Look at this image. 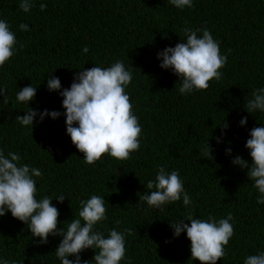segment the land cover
<instances>
[{
    "label": "trees",
    "instance_id": "obj_1",
    "mask_svg": "<svg viewBox=\"0 0 264 264\" xmlns=\"http://www.w3.org/2000/svg\"><path fill=\"white\" fill-rule=\"evenodd\" d=\"M20 2L0 0V20L7 21L17 39L15 55L0 68V88L7 98L5 103L0 95V150L6 156L19 153L22 164L42 171V178H34L36 198L53 199L60 213L58 228L79 218L82 200L99 195L108 219L95 230L105 238L113 228L132 231L125 235L126 255L120 264H200L191 260L186 232L175 237L170 226L189 214L217 221L232 214L234 235L217 264H244L247 256L264 252V204L256 202L259 193L248 169L232 163L236 156L251 163L246 141L253 127H264V112L245 109L251 93L264 88V0H193L194 7L183 10L169 0H34L28 13ZM22 23L30 30L21 31ZM185 27L207 28L227 62L222 78L210 81L206 91L181 95L182 81L171 69L161 68L157 57L186 42ZM117 61L132 72L125 91L142 129L140 148L130 160L105 155L89 165L67 134L60 91L70 88L80 71ZM50 76L60 79L59 91H49ZM30 85L37 88L34 99L28 105L18 102V91ZM28 108L38 113L33 129L16 120ZM44 110L61 115L41 121ZM207 141L213 159L204 156ZM161 166L169 173L179 171L192 200L189 206L181 198L159 210L139 200L155 190L146 185ZM60 195L66 197L63 203L56 200ZM61 240L49 236L42 244L10 211L0 217V261L61 264L55 254ZM80 255L81 264H94V249Z\"/></svg>",
    "mask_w": 264,
    "mask_h": 264
},
{
    "label": "clouds",
    "instance_id": "obj_2",
    "mask_svg": "<svg viewBox=\"0 0 264 264\" xmlns=\"http://www.w3.org/2000/svg\"><path fill=\"white\" fill-rule=\"evenodd\" d=\"M173 6L183 10L192 8L193 0H169ZM34 7V0H21L19 8L28 13ZM40 10L47 8L46 4L39 5ZM21 31H29L27 24H20ZM186 42H180L175 47H167L158 53L162 60L160 67L171 69L179 77L182 84L179 88L181 95L195 91H206L210 81H219L222 78L220 71L227 62V56L221 55L220 43L216 41L210 31L205 29H182ZM202 32V36L197 33ZM17 39L6 20H0V68L15 55ZM89 48L85 46L83 52ZM132 81V72L126 69L123 61H117L110 67L94 66L80 71L74 78L70 88L60 91L63 97L62 105L66 112V131L72 144L83 153L84 161L95 164L103 156L109 155L118 161L130 160L132 153L140 148L142 133L138 117L133 113L130 96L126 87ZM49 91H59L61 81L58 77L50 76L47 81ZM37 88L32 85L18 91V102L28 105L36 96ZM6 89L0 88V95ZM245 109L253 114L264 112V88L255 89ZM5 96V95H4ZM7 98L5 96V103ZM37 111L28 108L26 115L16 116L22 126L33 129ZM61 115L58 111L44 110L39 113L40 120L45 116L56 119ZM247 117L240 120L243 126ZM75 125V126H74ZM223 128H227L224 123ZM219 142V140H218ZM245 147L250 150L251 163L236 156L232 163L242 169H248L247 175L258 190L256 198L258 204H264V127H253L250 138ZM213 149L206 142L204 156L213 159ZM230 149L226 153L230 154ZM19 153L8 152L7 156L0 150V217L11 212L13 218L27 225L32 237L39 238V242L46 244L49 236H61L62 240L55 250L61 264H81V253L87 249H94V264H120L125 259V235H131V229L119 232L110 229L107 238L103 232L96 231V225L108 219L105 199L99 195H92L89 199L80 202L79 218L66 221L64 228H58L59 211L52 204L53 199L44 196L37 199L36 179L42 178L39 168L30 167L21 163ZM146 188L153 191L145 192L139 200L145 201L149 207L163 210V206L183 199L184 206H189L192 200L184 189L180 173L173 170L170 173L161 166L155 180H149ZM65 196L56 198L63 203ZM190 221V224L184 221ZM232 214L226 218L216 220L209 216L207 220L194 218L189 214L178 222L170 223L174 236L179 237L186 232L190 240L191 260L200 264H217L226 253L225 247L234 235L231 221ZM119 221H117V224ZM66 226V230H65ZM75 257L74 260L69 257ZM0 264H10L8 260ZM12 264H16L15 261ZM84 264H90L85 261ZM244 264H264V252L249 255Z\"/></svg>",
    "mask_w": 264,
    "mask_h": 264
}]
</instances>
